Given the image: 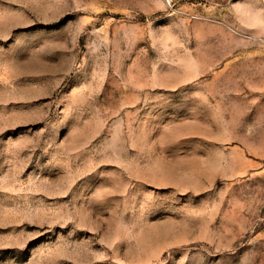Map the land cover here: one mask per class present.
<instances>
[{"label":"rangeland","instance_id":"374dc122","mask_svg":"<svg viewBox=\"0 0 264 264\" xmlns=\"http://www.w3.org/2000/svg\"><path fill=\"white\" fill-rule=\"evenodd\" d=\"M0 264H264V0H0Z\"/></svg>","mask_w":264,"mask_h":264}]
</instances>
